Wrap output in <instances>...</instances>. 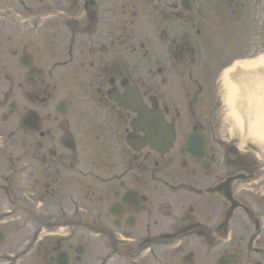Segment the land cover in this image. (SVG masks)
Wrapping results in <instances>:
<instances>
[{
    "label": "flooded vegetation",
    "instance_id": "obj_1",
    "mask_svg": "<svg viewBox=\"0 0 264 264\" xmlns=\"http://www.w3.org/2000/svg\"><path fill=\"white\" fill-rule=\"evenodd\" d=\"M110 2L0 0V264H94L78 232L103 264H264V160L222 123L264 0H123L117 29ZM132 85L166 149L117 101Z\"/></svg>",
    "mask_w": 264,
    "mask_h": 264
},
{
    "label": "rangeland",
    "instance_id": "obj_2",
    "mask_svg": "<svg viewBox=\"0 0 264 264\" xmlns=\"http://www.w3.org/2000/svg\"><path fill=\"white\" fill-rule=\"evenodd\" d=\"M35 2V0H31ZM123 0H111L110 2V8H111V13L114 16V25L113 27L117 29L119 26L121 27L122 20L120 18V4ZM208 26V25H207ZM212 33H214V25H212ZM257 32L256 36L254 38V50L252 51V55L258 56L259 54L264 53V38H261L264 29L261 27L255 26ZM240 32L246 33L247 28L244 25H241L240 27ZM263 30V31H262ZM259 34V35H257ZM253 38H251V41H253ZM264 94V92L262 93ZM222 114H223V129L225 132V139L229 141H234L236 145H238L240 148H248L250 147L251 144H255L256 146H259V143L255 137H250V133H248L251 129H254L250 123H237L234 117L231 115L230 111H226V108L222 109ZM249 152L253 156H259L261 158L260 152L254 148L249 149ZM263 157V156H262ZM264 158V157H263ZM6 196L5 194L2 193L0 190V214L5 216H0V231H2L4 234L7 235L6 238L3 239V242L1 243V247H9V233L11 230V225L12 222L8 221V217L6 216V210L8 208L7 201H6ZM73 242L74 243H84L85 242V252L82 254L84 259H92L94 264H99L102 263L100 259H105L106 258V239L102 235H95L88 233L86 236L84 233L78 232L73 234ZM84 236V237H83ZM111 264H119V260L117 259L116 261L112 262L110 261Z\"/></svg>",
    "mask_w": 264,
    "mask_h": 264
},
{
    "label": "bare ground",
    "instance_id": "obj_3",
    "mask_svg": "<svg viewBox=\"0 0 264 264\" xmlns=\"http://www.w3.org/2000/svg\"><path fill=\"white\" fill-rule=\"evenodd\" d=\"M238 64L240 69L250 72L249 84L252 85L248 90L250 95L242 91L240 82L225 76L224 102L238 124L250 123L254 127L248 133L250 137H255L264 154V94H262L264 92V54L250 60H243ZM256 71L259 74L255 73Z\"/></svg>",
    "mask_w": 264,
    "mask_h": 264
},
{
    "label": "water",
    "instance_id": "obj_4",
    "mask_svg": "<svg viewBox=\"0 0 264 264\" xmlns=\"http://www.w3.org/2000/svg\"><path fill=\"white\" fill-rule=\"evenodd\" d=\"M126 99H125V104L128 105L129 107H132L134 109H137L139 111V120L145 124H147V127L150 130V134L152 135L151 137L155 138V139H161L163 141H165L166 139H168V136H166V133L168 131V128L161 127L160 125L158 127L159 130H157V120L154 118V116L150 113H148L145 110H140L138 108V106H136L135 100L134 98L136 97L135 94L131 93V91H127L126 94Z\"/></svg>",
    "mask_w": 264,
    "mask_h": 264
}]
</instances>
